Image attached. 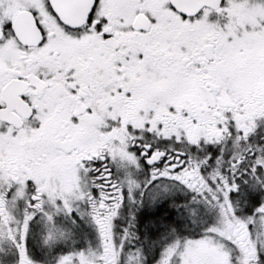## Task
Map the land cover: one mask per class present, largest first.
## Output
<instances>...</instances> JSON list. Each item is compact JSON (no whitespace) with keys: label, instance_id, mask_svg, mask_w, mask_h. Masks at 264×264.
I'll return each instance as SVG.
<instances>
[{"label":"snow or ice","instance_id":"6c2138e0","mask_svg":"<svg viewBox=\"0 0 264 264\" xmlns=\"http://www.w3.org/2000/svg\"><path fill=\"white\" fill-rule=\"evenodd\" d=\"M0 264H264V0H0Z\"/></svg>","mask_w":264,"mask_h":264}]
</instances>
